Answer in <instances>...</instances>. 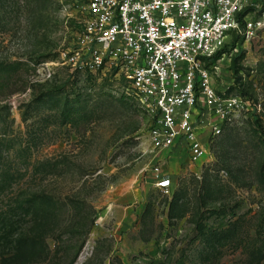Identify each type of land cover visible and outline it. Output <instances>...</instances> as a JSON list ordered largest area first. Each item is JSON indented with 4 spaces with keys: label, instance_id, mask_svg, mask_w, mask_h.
Segmentation results:
<instances>
[{
    "label": "rangeland",
    "instance_id": "rangeland-1",
    "mask_svg": "<svg viewBox=\"0 0 264 264\" xmlns=\"http://www.w3.org/2000/svg\"><path fill=\"white\" fill-rule=\"evenodd\" d=\"M82 2L0 0V264H264V24L208 63L219 95L255 108L191 163L151 148L113 71L52 64Z\"/></svg>",
    "mask_w": 264,
    "mask_h": 264
},
{
    "label": "built area",
    "instance_id": "built-area-1",
    "mask_svg": "<svg viewBox=\"0 0 264 264\" xmlns=\"http://www.w3.org/2000/svg\"><path fill=\"white\" fill-rule=\"evenodd\" d=\"M82 14L75 41L52 64L84 77L113 71L147 115L153 150L205 160L223 126L255 108L245 95H219L208 63L234 35L263 26L264 0H83ZM152 175L169 193V176L157 167Z\"/></svg>",
    "mask_w": 264,
    "mask_h": 264
},
{
    "label": "trees",
    "instance_id": "trees-1",
    "mask_svg": "<svg viewBox=\"0 0 264 264\" xmlns=\"http://www.w3.org/2000/svg\"><path fill=\"white\" fill-rule=\"evenodd\" d=\"M261 11H262V9L261 10H259L258 11V14H260L261 13ZM225 47H223L221 50H219L215 55H213L212 57H210L209 58V61L211 62L212 60H215L221 53H223L224 52V49ZM93 78V76H90V75H88L87 77H86V79H92ZM231 87H229L228 89H227V92H228V90L230 89ZM228 126H223V131L227 128ZM223 133V132H222ZM213 142V141H212ZM211 142V144H210V147L213 145V143Z\"/></svg>",
    "mask_w": 264,
    "mask_h": 264
}]
</instances>
